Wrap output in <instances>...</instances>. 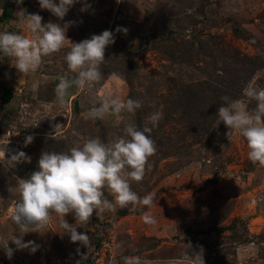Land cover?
I'll return each instance as SVG.
<instances>
[{"label": "rangeland", "instance_id": "1", "mask_svg": "<svg viewBox=\"0 0 264 264\" xmlns=\"http://www.w3.org/2000/svg\"><path fill=\"white\" fill-rule=\"evenodd\" d=\"M21 10L39 13L44 23H75L67 32L70 41L44 57L35 73L17 72L14 58L0 55V132L34 134L31 144L25 146L24 135L17 147L31 163L9 169L0 160V243L23 235L11 219L21 198L16 180L37 169L44 150L68 151L96 136L111 141L129 121L143 128L162 109L163 118L150 133L157 151L144 178L132 182L140 196L154 194L149 214L157 224L143 222L146 206L93 214L78 229L90 236L89 248L63 235L54 215L47 228L24 235L25 242L41 245L35 253L17 250L8 259L0 249V264H124V256L181 264L189 243V254L203 247L205 264H264V165L248 158L245 138L219 123L212 107L225 95L243 100L242 90L258 72L257 83L264 87V0H77L63 21L41 9L38 0H0V31L28 34L18 22ZM117 26L128 32L116 33L115 43L106 48L104 79L95 97L72 88L73 98L60 107L58 77L75 76L64 59L71 42L106 29L115 32ZM18 82L24 84L21 92ZM4 89L13 94L6 104ZM105 94L140 100L143 106L134 116L122 114L123 119H85L94 100ZM66 219L75 223L71 215Z\"/></svg>", "mask_w": 264, "mask_h": 264}, {"label": "clouds", "instance_id": "2", "mask_svg": "<svg viewBox=\"0 0 264 264\" xmlns=\"http://www.w3.org/2000/svg\"><path fill=\"white\" fill-rule=\"evenodd\" d=\"M22 4L23 0H16ZM77 0H38L41 9L48 10L63 21L70 8ZM85 10V9H82ZM19 23L26 26L28 34L13 31H0V55L15 60L17 72L29 75L41 66L44 57L60 52L67 41L68 29L75 23L67 21L43 22L39 13L18 12ZM127 33L128 29L117 26L115 32L106 29L100 34L79 42H71L70 50L64 59L67 68L74 73V78L66 75L58 77L55 87V102L66 106L71 96L70 89L76 88L90 97H95L96 85L104 79L101 65L105 60V50L116 41V33ZM113 79L118 74L112 75ZM261 73H256L242 90L243 100L233 99L227 95L218 109L219 123L223 122L247 142L248 158L264 165V87L257 81ZM255 101V107L248 103ZM140 100L123 98L119 95L105 94L98 103L93 102L83 115L88 120H103L113 115L123 119L122 114L135 115L142 108ZM163 118V111L153 112L148 117V126H137L129 121L123 128V134L105 142L99 136L87 138L83 144H75L68 151L44 150L38 160V167L28 178L16 180L20 200L15 203L11 219L23 235H13L7 242L0 243L7 258L11 259L17 250L28 249L35 253L41 245L35 241H24L25 234L39 232L47 228L53 216L59 217V227L73 243L89 247L91 239L84 228L93 214L100 215L106 211L115 212L117 207L136 211L138 207H147L143 222L156 225V218L149 214L154 204V194L140 196L132 188V182L141 181L149 165V158L156 151V143L151 136L152 128ZM34 140L33 135L25 138V146ZM9 144L0 145V159L9 169H15L21 163H31V157L22 150H10ZM110 193L113 199L105 195ZM71 215L75 223L70 224L66 216ZM9 242L15 248L9 246ZM188 250L181 258V264H205L204 249L200 246L197 253ZM117 247H119L117 245ZM124 264H153L152 260L141 256H124Z\"/></svg>", "mask_w": 264, "mask_h": 264}, {"label": "built area", "instance_id": "3", "mask_svg": "<svg viewBox=\"0 0 264 264\" xmlns=\"http://www.w3.org/2000/svg\"><path fill=\"white\" fill-rule=\"evenodd\" d=\"M17 91L21 92L24 89V84L21 82L17 83ZM26 136L23 132L7 131L6 133L0 132V145H8L10 150H17L18 146H22V139ZM1 160V159H0Z\"/></svg>", "mask_w": 264, "mask_h": 264}, {"label": "trees", "instance_id": "4", "mask_svg": "<svg viewBox=\"0 0 264 264\" xmlns=\"http://www.w3.org/2000/svg\"><path fill=\"white\" fill-rule=\"evenodd\" d=\"M7 1H9V0H7ZM191 91H189V93H190ZM11 96H12V94L9 92V91H7L6 89H4V94L2 95V97H1V101L3 102V103H8L9 101H10V99H11ZM193 96V95H192ZM214 100V99H213ZM212 100V101H213ZM223 103V101L222 100H220V99H217L216 100V102L212 105V107L215 109H219V107L221 106V104ZM212 104V103H211ZM211 104H210V106H211ZM211 112H212V114L213 113H215L216 111H213L212 110V108H211ZM120 214H124V212L125 211H121V210H119L118 211Z\"/></svg>", "mask_w": 264, "mask_h": 264}, {"label": "crops", "instance_id": "5", "mask_svg": "<svg viewBox=\"0 0 264 264\" xmlns=\"http://www.w3.org/2000/svg\"><path fill=\"white\" fill-rule=\"evenodd\" d=\"M7 91H9L8 89H6ZM10 93L12 92V91H9ZM3 94H4V91H3ZM12 94V93H11ZM13 95V94H12ZM74 96V95H73ZM73 96H70V98H73ZM10 101H11V99H10ZM9 101V102H10ZM2 102V101H1ZM8 102V103H9ZM3 103V102H2ZM53 103H55V102H53ZM6 104V103H5ZM49 104H51V103H49ZM2 115H0V117H1ZM0 123H1V118H0ZM32 135V134H31ZM34 135V134H33Z\"/></svg>", "mask_w": 264, "mask_h": 264}]
</instances>
